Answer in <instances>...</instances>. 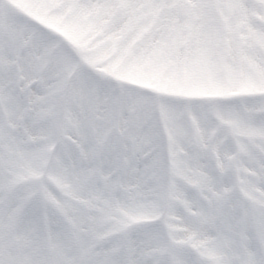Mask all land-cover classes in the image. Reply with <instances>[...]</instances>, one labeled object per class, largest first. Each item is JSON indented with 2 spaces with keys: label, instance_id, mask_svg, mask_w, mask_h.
I'll use <instances>...</instances> for the list:
<instances>
[{
  "label": "rangeland",
  "instance_id": "obj_1",
  "mask_svg": "<svg viewBox=\"0 0 264 264\" xmlns=\"http://www.w3.org/2000/svg\"><path fill=\"white\" fill-rule=\"evenodd\" d=\"M10 1L23 12L32 15L38 22L61 34L76 48L88 65L107 74L115 82L122 85L133 84L147 87L156 93L164 94L157 97L152 95L157 102V108L153 109L155 104H150L149 100L143 96L135 97L134 95L137 94L131 93L129 88H127L129 92L123 91L122 95H126L124 99L135 110L133 119L137 123L134 129L136 131H129L130 133L127 135L132 150L137 151L141 139L147 137L144 133L146 126L150 127L153 122H157V118L162 126H164V120L168 122L170 129L176 136V139L174 138L175 148L181 151L185 150L187 144L181 140L180 136L182 130L185 129L182 118L185 117L188 119L185 126L196 136L198 146L196 152L201 156L199 170L202 171V174L197 175L202 179L200 183L203 182L201 185L203 188L207 186L210 189H217L221 185H225V189L230 188L229 170L231 166L230 163L228 164L227 158L233 156L232 158H235V162L239 166L242 198L246 197L242 201L246 209L240 218L246 222L242 225L241 236L248 238L250 236L249 230L253 228V224L259 229L257 232V236L260 238L259 246L264 250V217L262 213L252 207L253 203L256 204V200L259 201L257 191L260 189L264 191V180L255 172L257 168L255 163L259 162L264 154V96H262L264 93V0ZM252 20L253 22H251ZM10 23L16 24L14 21ZM13 25L9 27L8 35L0 47V84L4 78L9 79L10 77L7 61L12 60L16 51L18 43L16 33H21L19 27L25 32V26ZM38 41L40 44L42 43L39 37ZM36 56L38 55L36 54ZM65 56L63 52H54L55 60L60 67L53 70L52 65L47 73L45 71V83L49 80L51 83L48 85L43 82V94L49 95L58 88L61 78L70 66V61ZM39 60L42 61L41 57ZM35 70L36 66L32 72ZM89 84L90 82L84 76V78L79 79L76 87L74 97L77 98L81 106L89 105ZM96 87L99 90H96L95 101L99 98L100 105L108 104L109 102L103 101L102 98L106 94L105 85ZM137 91L141 93L140 90ZM45 97H41V108L38 109L42 110L41 118L43 119L40 121L38 119L33 121L32 119L28 124L35 123L36 130L39 124L40 130L46 138L51 130L50 118L54 113L55 106L52 99L49 101ZM222 97H228V99H219ZM176 102H181L182 105ZM162 109L165 116L162 115ZM208 117L214 118L226 126L224 130H219L216 141L209 147L219 153L227 152L228 156L220 155L219 157L218 154L217 157H210L207 154L205 145L210 132L213 130L212 125L207 122ZM181 118L182 120H180ZM143 125H146L142 129L144 132L140 131ZM80 130L85 133V139H83L84 144H86L84 155L89 156L86 130L85 128ZM227 130L231 132L233 141L231 145L228 140L224 139ZM96 134L98 133L95 132ZM48 138L46 139L48 140ZM12 139L15 141L14 135L10 137V140ZM23 150L28 154V158L30 156V161L25 160L24 163L15 166L13 169L10 167L14 171L13 181L19 180L27 174L38 173V155L41 149L35 147L30 151L31 149L27 147L26 150ZM72 150V146L68 145L67 153H65V156L68 154V158H65L67 163H72L69 159L70 156H74ZM107 152L109 153V150ZM210 160L219 166L218 177L223 178L221 181L213 179L214 177L209 181L207 180L210 176V170L207 166ZM184 164L183 162L177 164L176 173L187 180L190 176L189 173H186ZM88 166L91 167L88 164L85 168ZM63 171L65 169L62 170L59 166L46 182L48 185L47 196L50 199L48 202L49 205L57 206L56 208L62 214V219L68 217L67 219L74 225L77 233L79 230L82 232L78 235L79 239L76 240L75 234L67 230L63 239L65 243H61L60 246L59 240L54 238L57 234H51L52 231L50 230L48 241L52 248L46 246L44 240L36 235L33 239L28 240L30 233H34L32 221L26 220L22 216L19 217L18 212L12 213L10 209H7L8 212L6 213V208L3 206L4 197L0 195V240H6L5 236L7 235H3L4 230H10L9 227L18 221L15 231L12 232L14 233L12 238L15 239L10 240L20 241L16 242L14 249L8 247L9 244L0 243V264H90V261L85 262V259L80 260V263L67 260L72 254L76 255V259L84 257L79 245L88 246L93 237H103L110 230L112 218L125 223V220L131 221V219L146 217L138 214V212L135 213L133 208L127 209L125 205L121 206L115 197H104L109 199L108 205H106L98 187L95 188L94 192L100 200L91 205V196L87 194V187L84 184L75 189L74 184H69L66 181L70 174L78 180L79 176L76 177L75 174L77 170L72 169L69 174H65L68 170L65 173H62ZM148 177L147 190L150 194H156L157 175L148 173ZM10 180H4L0 175V184L6 186ZM62 181L60 191L55 187L50 188L54 183ZM88 183L89 179L87 185ZM64 188L69 190L71 194H68ZM232 189L234 190L232 192L237 191L238 185H234ZM79 193L82 194V199H80ZM205 194L210 195L211 198L214 197V194L209 193L208 190ZM261 195L263 196L262 192ZM73 196L77 197L73 198ZM77 198L83 204L77 203ZM229 199L234 200L235 203L236 199L231 194ZM196 200L197 197H194L192 204L198 209L195 213L191 208L189 213L192 217L190 216L187 220H199L196 222H199L201 228L205 227L206 232L208 227L217 226L215 228H220L217 223L224 222V215L221 213L223 209L218 211L215 207L208 206L210 209L205 212L204 204L201 203L200 205L196 203ZM5 203H8V199L5 200ZM228 203L230 202L228 201ZM144 204H147L148 210L153 207V203L150 201ZM87 205L89 210L86 208ZM94 205L99 206L94 207ZM249 206L252 207V211L248 210ZM253 212L256 214L253 215ZM236 214L232 213L231 222L239 217V214ZM206 215L210 217L204 225L203 220ZM49 217L53 219L55 215L52 214ZM257 218H260L259 223L255 221ZM90 224H93L92 230L88 227ZM182 224L191 226L190 221L182 222ZM116 225L118 224H115L113 228ZM199 226L197 229L195 228V231L200 229ZM58 228L55 227V229ZM60 228L62 229V227ZM175 229L177 237L182 235V238H178L181 240L173 238L175 241L172 242L171 250H175L179 254L176 257L179 262L176 261V263L189 264L187 254H190L183 247V238L186 239V235L180 233V226L177 224ZM227 235L229 234L221 229V242L225 239L228 243L226 245L222 243L213 245L209 248L208 252L215 256L211 259L213 264H247L246 258L250 257H253L250 264H256L253 249L247 247L249 254L239 255L240 262L230 261V254H235L234 242ZM205 236L206 234H203L194 238V242L195 239L204 242ZM134 237L135 244L145 246L146 236L142 235V232L136 233ZM207 244L208 242H206ZM7 248L10 251L9 256L5 258L4 253ZM177 248H180V252L176 250ZM148 251H152V248ZM191 251L197 258L204 260L194 248H191ZM203 253L201 251L202 255ZM129 263L130 259L129 256H126V252L117 259L111 257L106 261V264ZM151 264L155 263L151 262Z\"/></svg>",
  "mask_w": 264,
  "mask_h": 264
},
{
  "label": "trees",
  "instance_id": "obj_2",
  "mask_svg": "<svg viewBox=\"0 0 264 264\" xmlns=\"http://www.w3.org/2000/svg\"><path fill=\"white\" fill-rule=\"evenodd\" d=\"M50 44L55 43L54 41L50 40ZM49 46V45H47ZM52 47V45H51ZM39 51L37 49H34L32 52L30 50V55L32 54L33 57H35V59H31L30 61L24 62L22 64L21 67L16 66L17 68L14 71L13 76L10 79H4L2 84L0 85V97L5 100L6 98H12V103L14 101H19V105L25 107V114L28 115L27 119H30L32 117V110L31 108L35 107L38 104H41V97H46L48 98L50 101V98H53L52 96H49L48 94H43V90H40L35 84H33V89L31 91H26L25 95H23V92L25 90H28L27 88L25 89V87L29 84V83H35L37 80H34L33 75L30 72V69H32L33 67L36 66V64L39 62V57L36 56V54H38ZM48 55V52H46ZM23 68V69H21ZM34 80V82H33ZM45 82V81H44ZM51 80L47 81L44 84H50ZM8 85L11 86V95H9V93L7 92L8 89ZM25 86V87H23ZM24 97V103L22 98ZM11 103V105H12ZM26 103V104H25ZM14 108V107H13ZM29 108V109H28ZM22 115V111H21V107H20V112H14L13 111V124L15 126L16 129H18L23 135L24 138H26L27 136H29L28 131H23L20 130L18 128L19 124L21 123V121H23V117ZM3 115L2 112H0V121L2 119ZM1 126V124H0ZM10 147L11 149V156H12V164L13 163H21L25 160V156L26 153L23 150V147L20 145H12L9 144L7 147ZM5 148V147H4ZM3 148V150H4ZM7 152H9V149H6ZM5 152V151H4ZM258 174H262V172L259 170L257 172ZM103 196V194H102ZM264 224V221H263ZM212 230V231H211ZM213 229H209L208 230V239H212L213 240ZM226 242V241H224ZM0 243H3V240H0ZM9 252H5L4 256H6V258L9 256L8 255ZM140 254H137L136 258L139 259ZM256 260L258 261L259 264H263L264 263V256L261 254H258ZM67 261H72L68 258Z\"/></svg>",
  "mask_w": 264,
  "mask_h": 264
}]
</instances>
